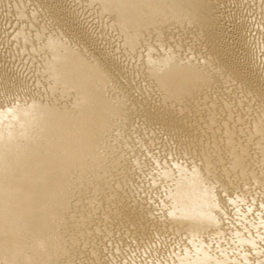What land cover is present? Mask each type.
<instances>
[{
  "label": "bare ground",
  "instance_id": "bare-ground-1",
  "mask_svg": "<svg viewBox=\"0 0 264 264\" xmlns=\"http://www.w3.org/2000/svg\"><path fill=\"white\" fill-rule=\"evenodd\" d=\"M50 1L13 14L32 26ZM88 1L146 87L39 20L45 83L0 72V264H264V20L232 53L215 0Z\"/></svg>",
  "mask_w": 264,
  "mask_h": 264
},
{
  "label": "rangeland",
  "instance_id": "rangeland-1",
  "mask_svg": "<svg viewBox=\"0 0 264 264\" xmlns=\"http://www.w3.org/2000/svg\"><path fill=\"white\" fill-rule=\"evenodd\" d=\"M14 1V0H13ZM13 1H11V0H1L0 1V72L2 71V70H4V67H5V72H7L6 74L8 75V76H10L11 77V79L12 80H16V81H19V82H22V79H23V84L28 88V89H36V87L37 86H39L40 84H43V83H45L44 81H45V79H44V75H41V74H43V71H39V70H42L41 68L43 67L42 65H43V61H42V59H44V51H42V50H38V52H40L41 53V55H43V57H41V55H40V53H37L36 54V52H37V50H36V48H34L33 47V45H31V42L33 41V42H35V43H41L42 42V40H40L39 38H37L36 39V36H34V34H35V27H37L38 25L40 26L41 25V21L43 20V23L44 24H46L47 23V28H49V29H51V28H53L54 27V24H56L57 22H60V21H62V22H64V20L66 19L67 21H65L66 23H69V25H70V23H71V26H70V29H71V31H66V35H67V37L69 36V38L71 37V38H75V39H73V40H75V42L78 44H80L81 42H82V40H83V42L81 43V47H82V45H84V47L83 48H85L86 49V47H87V49H89V51L91 50V53L93 52H95V51H97V52H95L94 54L96 55L97 54V56H100L99 57V59H101L102 58V60L103 61H106V59H105V57L107 58L108 56H105L104 54H106V55H109V60H112L114 63L116 62V65L111 61V64H112V66H110L111 68V70L112 71H114L115 72V70H117V71H119V72H115V75H119V77L121 78L120 80H125L126 82L125 83H127V77H125L123 74H125V71H126V74L128 73L127 71L128 70H130L131 68V66L133 67V68H137V70L138 69H141L142 67H143V65L141 66L140 64H143V63H140L139 61V59L137 60V58L136 57H132L131 58V56H128V53H127V51L125 50V49H121V48H124L123 47V45H122V42H120V41H122V39H119V40H117V38L118 37H120V35L119 34H117V33H114L111 29H110V26L109 25H107L108 23H109V21H110V19H108L107 17H106V19L107 20H109V21H107L106 22V19H105V17L103 16L102 17V15L100 16V14L99 13H97V11L99 10V9H97V7L98 6H94V4H92V6L90 5V3H89V1H88V3H87V0H51L50 2H52V3H50V4H53V6L54 5H56V6H54V7H56L57 8V13L59 12V13H61L60 15H59V13L58 14H56V16L54 15V16H52V17H55V20L56 21H54V18H52V17H49V16H51V15H49V14H47V13H44V14H42V16H40V18H39V20H40V22H39V20H37L36 21V23L34 24V25H32L31 26V24H33L34 22H30L29 21V24L30 25H28L27 23H26V26H25V24H23V23H25V22H28V21H26V20H24L23 21V19L21 20V19H19V20H21V24H19L20 23V21L18 20V17H19V15H17L18 17H16V16H14V11H13V8L14 7H16V5L14 6V5H12L11 4V2H13ZM25 2H27V0H24ZM45 1H47V2H49V0H45ZM55 1V2H54ZM216 2V4H214V9L213 10H215L214 12H216L218 15V22H217V24L218 25H220L219 27L221 28V29H223V32H226V34L225 33H223V35H222V40H223V42L224 41H226V42H224V43H226V44H228V46H229V48H230V52H232V53H238L239 51H240V49H241V46H240V48H239V43H240V41H244V39H247V41H249L250 42V44H252L253 46L256 44V43H258L259 41H258V38L260 37V35H261V32H259L260 31V28H262V26H261V24H262V22H263V20H264V0H215ZM1 2H3L2 4H1ZM6 2V3H5ZM30 2L32 3L33 2V0L32 1H28L26 4V6H29L30 5ZM6 4V5H5ZM58 4V5H57ZM8 5H10V6H8ZM87 5H88V7H87ZM4 6V7H3ZM13 6V7H12ZM6 7L8 8V9H10V10H8L7 11V9H6ZM10 7H12V8H10ZM90 7V9H88ZM260 7V8H259ZM261 7H263V8H261ZM58 8H59V10H58ZM93 8L95 9L94 11L97 13V15H99V19H100V21H99V19H97L96 18V16H94V15H96L95 14V12L93 11ZM16 9V8H15ZM14 9V10H15ZM262 10V12H261V10ZM63 12H62V11ZM258 11V12H257ZM3 12H4V14H3ZM9 12V13H8ZM10 12H12V14L13 15H11L10 16ZM99 12V11H98ZM15 13H16V11H15ZM63 13V14H62ZM222 14V15H221ZM260 14V15H259ZM6 15H7V17H6ZM58 15V16H57ZM65 15V18L63 17ZM46 16H47V18H46ZM240 16V17H239ZM9 17V18H8ZM11 17V18H10ZM14 17H16L15 19H13ZM42 17V18H41ZM45 17V18H44ZM94 17V18H93ZM98 17V16H97ZM243 17V18H242ZM62 18V19H61ZM69 18V19H68ZM222 18V19H221ZM12 19V20H11ZM60 19V20H59ZM99 21H97V20ZM102 19V20H101ZM105 19V20H104ZM241 19V20H240ZM18 20V21H17ZM45 20H46V23H45ZM50 20H51V23H52V26L51 25H49V23H50ZM59 20V21H58ZM104 20V21H103ZM246 20V21H245ZM252 20V21H251ZM262 20V21H261ZM53 21V22H52ZM69 21V22H68ZM103 23H102V22ZM240 21V22H239ZM259 21V22H258ZM238 22H239V24H238ZM40 23V24H39ZM50 23V24H51ZM73 23V24H72ZM96 23V24H95ZM101 23V24H100ZM251 23V24H250ZM38 24V25H37ZM44 24H42L41 26H43ZM57 24H59V23H57ZM100 24V25H99ZM104 24V27L102 26ZM20 25H21V27H20ZM27 25H28V28H27ZM99 25V26H98ZM106 25V26H105ZM29 26H30V28H29ZM56 26V25H55ZM224 26V27H223ZM242 26V27H241ZM260 26V27H259ZM19 27H20V29H19ZM23 27H25V28H23ZM51 27V28H50ZM57 27V26H56ZM74 27V28H73ZM101 27V28H100ZM106 27H107V29H106ZM108 27H109V29H108ZM223 27V28H222ZM55 28V27H54ZM73 28V29H72ZM25 29V32L27 33V36L29 35L30 36V34H31V40H27V39H25V38H23V36H21L20 37V35L21 34H19V32H21V31H23ZM27 29V30H26ZM32 29H34V30H32ZM70 29H68V30H70ZM235 29V30H234ZM238 29L240 30V31H238ZM243 29V30H242ZM255 29V30H254ZM18 30V31H17ZM30 30V31H29ZM76 30V31H75ZM108 30V31H107ZM237 30V31H236ZM111 31H112V33H111ZM32 32V33H31ZM68 32V33H67ZM69 32H71L70 34L72 35H68L69 34ZM75 34H74V33ZM108 32V35H107V39L105 38L106 37V34L105 33H107ZM236 32H237V34H236ZM18 33V34H17ZM29 33V34H28ZM79 35H77V34ZM81 33V34H80ZM85 33V34H84ZM260 33V34H259ZM104 34V35H103ZM110 34V35H109ZM113 34V35H112ZM119 35L117 38H116V36L117 35ZM228 34V35H227ZM242 34V35H241ZM16 35H18V36H16ZM33 35V36H32ZM73 35H74V37H73ZM82 35V36H81ZM85 35V36H84ZM75 36H77V37H75ZM102 36V37H101ZM104 36V37H103ZM111 36H112V38H115L116 40H117V42L115 41V39H113V40H110L111 39ZM14 37V38H13ZM35 37V39L34 40H32L33 38ZM79 37V38H78ZM83 37H85L84 39H83ZM110 37V38H109ZM238 37H242L241 39L240 38H238ZM23 40H22V39ZM70 38V39H71ZM78 38V39H77ZM103 38V39H102ZM109 38V39H108ZM20 39V40H19ZM226 39H231V42H232V44H231V42L230 41H227ZM236 39V40H235ZM238 39V40H237ZM37 40V41H36ZM40 40V42H38ZM85 40V41H84ZM110 40V42H108ZM79 41V42H78ZM97 42V43H96ZM228 42V43H227ZM240 43V45L241 44H243V43ZM88 44V45H85V44ZM116 43V44H115ZM119 43H121V44H119ZM13 44V45H12ZM15 44V45H14ZM23 44V45H22ZM78 44V45H79ZM20 45H22V46H20ZM28 46V48H27V46ZM92 45H94V49H93V46ZM99 45V46H98ZM101 45V46H100ZM115 45V46H114ZM235 45H237V47L235 46ZM257 45V44H256ZM24 46H25V49H27L28 50V52H27V50H24ZM33 47V49H35V50H33L32 49V47ZM98 48H97V47ZM116 46H119V47H117L116 48ZM20 47V48H19ZM23 49H22V48ZM30 47V48H29ZM89 47H91V48H89ZM113 47V48H112ZM115 47V48H114ZM233 47V48H232ZM106 48H107V51L108 52H106ZM239 48V50H237L236 51V49H238ZM113 49V50H112ZM115 49H117L116 51H115V53H114V50ZM22 50V51H21ZM109 50L111 51V54H110V52H109ZM119 50V51H118ZM15 51V52H14ZM36 51V52H35ZM44 52V53H42V52ZM121 51V52H120ZM12 52V53H11ZM29 55H28V54ZM34 53H35V55H34ZM109 53V54H108ZM113 53L115 54V56L116 57H114L113 56ZM119 53V54H118ZM123 53H125V54H123ZM98 54H100V55H98ZM120 54H122V55H120ZM21 55V56H20ZM123 55H124V57H123ZM117 56H118V59L120 58V60H118L117 59ZM110 57H111V59H110ZM113 57V58H112ZM126 57V58H125ZM41 58V59H40ZM104 58V59H103ZM38 59H39V61H38ZM116 59V60H115ZM127 61H126V60ZM134 60H137L138 61V63L136 62H134ZM37 61V62H36ZM107 61H108V59H107ZM118 61V62H117ZM130 61H131V63H130ZM110 62V61H109ZM121 62V63H120ZM129 62V63H128ZM134 62V63H133ZM41 63V64H40ZM118 63L120 64V66H118ZM124 63H126L125 65H124ZM128 63V64H127ZM140 63V64H139ZM38 64V65H37ZM121 64H122V66H121ZM134 64H137V65H134ZM138 64H139V66H138ZM37 65V66H36ZM129 67H128V66ZM134 65V66H133ZM2 66H3V69H2ZM115 66V67H114ZM127 66V67H126ZM139 68H138V67ZM36 69H35V68ZM41 67V68H40ZM120 67H121V69H122V71L120 72ZM117 68V69H116ZM118 68H119V70H118ZM124 68V69H123ZM34 71H36V72H34ZM11 72V73H10ZM12 72H13V75H11L12 74ZM41 74H40V73ZM10 73V74H9ZM15 73V74H14ZM122 73V74H121ZM16 74H18L19 76L17 77V75ZM34 74H36V76L34 75ZM38 74H40V76L38 75ZM117 75V76H118ZM123 75V76H122ZM13 76L15 77H17V79H16V77L15 78H13ZM22 78V79H21ZM37 78V79H36ZM38 78L40 79V80H38ZM42 78V79H41ZM19 79V80H18ZM29 81H27V80ZM44 79V80H43ZM21 80V81H20ZM41 80H42V82H41ZM124 82V81H123ZM133 82H135V83H133V85H131V84H129V83H127V84H125V83H123L125 86L127 85V86H129V87H131V90H132V92L134 91V93H133V95H138L140 92H142V91H144V87H146V82L143 80V79H141L140 78V81L138 82V78H137V83H136V79L133 81ZM143 82V83H142ZM139 83V84H138ZM143 85V86H141V85ZM139 85V86H138ZM36 86V87H35ZM126 86V87H127ZM133 86H135V87H133ZM35 87V88H34ZM137 87V88H136ZM135 88H136V90H135ZM140 89V90H139ZM138 91H139V93H138ZM136 93V94H135ZM137 123V122H136ZM135 123V125H133V127H134V129H132L133 131H134V133H136V135H143L144 136V139H145V136H150L153 132H152V130H151V128L149 129H146L145 130V128H139L138 130H136V128H137V126L140 124V123H137L136 124ZM136 130V131H135ZM150 130V131H149ZM144 132H146V133H144ZM141 133V134H140ZM150 135H149V134ZM148 134V135H147ZM163 137H164V135L161 137V140L163 139ZM165 138V137H164ZM167 141H165L164 140V143L165 142H168V139H166ZM140 146V149H141V146H142V148H143V145H141L140 143H138V144H136V146ZM147 145V144H146ZM160 147H162L161 146V144H160V142H159V144H158ZM157 145V146H158ZM168 145V144H167ZM166 145V146H167ZM138 146V147H139ZM145 147V146H144ZM159 147V148H160ZM146 148V147H145ZM154 148H156V146L154 147ZM159 148H157V149H159ZM176 148V147H175ZM175 148H172V149H174V151H173V153H175Z\"/></svg>",
  "mask_w": 264,
  "mask_h": 264
}]
</instances>
